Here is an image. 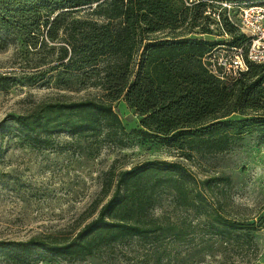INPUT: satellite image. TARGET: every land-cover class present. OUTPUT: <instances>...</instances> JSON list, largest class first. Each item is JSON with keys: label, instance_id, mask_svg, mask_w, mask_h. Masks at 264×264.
Wrapping results in <instances>:
<instances>
[{"label": "trees", "instance_id": "16d2710c", "mask_svg": "<svg viewBox=\"0 0 264 264\" xmlns=\"http://www.w3.org/2000/svg\"><path fill=\"white\" fill-rule=\"evenodd\" d=\"M83 5L96 16L73 14ZM18 6L27 13L23 27L29 48L37 47L41 35L46 46L58 50L56 67L63 68L61 73L81 71L82 83L102 92L43 101L29 112L10 115L23 137L48 144L54 133L66 131L85 138L103 135L123 145L128 132L115 109V102L123 99L140 115L135 133L162 137L178 149L176 156L195 160L223 152L233 135L264 122V63H251L236 80L219 78L204 63L208 52L226 42L196 35L212 32L214 21L205 12L216 7L207 0H0V28H10V12ZM222 15L230 44H242L244 35L239 30L232 34L238 28ZM201 18L202 30L195 31ZM108 174L102 191L109 197L73 236L3 240L2 250L15 262L36 250L84 259L113 243L162 232L165 227L154 210L167 199L215 216L218 232L227 239L248 235L263 224L264 213L250 222L225 216L224 198L216 191L222 174L198 183L189 167L165 159Z\"/></svg>", "mask_w": 264, "mask_h": 264}, {"label": "rangeland", "instance_id": "374dc122", "mask_svg": "<svg viewBox=\"0 0 264 264\" xmlns=\"http://www.w3.org/2000/svg\"><path fill=\"white\" fill-rule=\"evenodd\" d=\"M88 6L74 8L73 14L95 17ZM215 7L221 8L218 3ZM230 13L237 22L236 9ZM10 15V28H0V241L73 236L109 197L102 187L111 169L119 171L154 159L182 162L198 183L222 174V186L216 191L221 192L223 213L231 220L250 222L264 213V122L233 135L223 152L195 160L176 156L178 149L162 137L135 133L140 115L123 99L115 102L128 132L123 145L103 135L85 138L66 131L54 133L48 144L21 136L10 115L29 112L43 101L102 92L83 84L81 71L61 73L63 68L56 67L58 50L46 46L41 35L37 47L29 48L23 27L27 13L22 6ZM200 21L195 31L202 30L205 20ZM210 28L212 32L196 35L216 43L232 38L214 23ZM234 33L239 34L238 29ZM31 75L34 81L29 80ZM154 214L165 227L162 232L113 243L84 259L36 250L23 262H15L0 246V264H264V218L259 229L227 239L218 232L217 218L196 208L176 206L167 199Z\"/></svg>", "mask_w": 264, "mask_h": 264}, {"label": "built area", "instance_id": "2783aa9c", "mask_svg": "<svg viewBox=\"0 0 264 264\" xmlns=\"http://www.w3.org/2000/svg\"><path fill=\"white\" fill-rule=\"evenodd\" d=\"M210 3L220 4L216 10L208 7L206 14L212 17L226 36L225 20L222 9L228 20L235 23L239 32L244 35L245 41L240 45L230 44L231 39L219 44L208 52L203 60L210 72L221 79L236 80L245 72L251 63H264V0H207ZM236 9L237 22L233 20L230 11Z\"/></svg>", "mask_w": 264, "mask_h": 264}]
</instances>
